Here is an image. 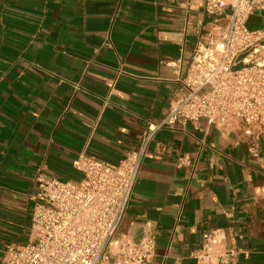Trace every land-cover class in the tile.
Wrapping results in <instances>:
<instances>
[{
  "label": "crops",
  "instance_id": "1",
  "mask_svg": "<svg viewBox=\"0 0 264 264\" xmlns=\"http://www.w3.org/2000/svg\"><path fill=\"white\" fill-rule=\"evenodd\" d=\"M215 19L204 0H0V259L28 240L36 176L80 181L81 153L118 164L181 90ZM246 27L264 33V11ZM145 223L150 264H194L211 229L239 249L234 264H264V131H156L114 240H138Z\"/></svg>",
  "mask_w": 264,
  "mask_h": 264
},
{
  "label": "built area",
  "instance_id": "2",
  "mask_svg": "<svg viewBox=\"0 0 264 264\" xmlns=\"http://www.w3.org/2000/svg\"><path fill=\"white\" fill-rule=\"evenodd\" d=\"M204 9L216 19L196 43L181 90L161 119L147 124L118 164L79 154L72 162L83 174L78 182L38 174L28 240L7 244L0 264H150L156 248L151 223L136 241L114 236L156 131L198 121L247 135L264 131V33L246 27L253 11H264V0H204ZM188 160L179 155L176 166ZM224 240L222 229L204 231L194 264L236 263L239 249L223 247Z\"/></svg>",
  "mask_w": 264,
  "mask_h": 264
}]
</instances>
